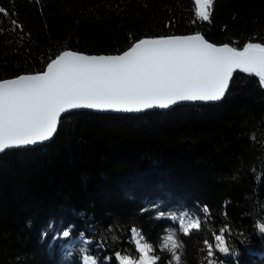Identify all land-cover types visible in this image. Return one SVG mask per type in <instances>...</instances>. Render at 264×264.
<instances>
[{
	"label": "trees",
	"instance_id": "trees-1",
	"mask_svg": "<svg viewBox=\"0 0 264 264\" xmlns=\"http://www.w3.org/2000/svg\"><path fill=\"white\" fill-rule=\"evenodd\" d=\"M0 7L9 12L0 14V80L42 72L65 50L119 54L141 38L264 42V0H216L211 24L196 20L193 0H0ZM12 19L21 26L15 32ZM230 85L218 103L72 112L49 143L0 156V264H81L84 252L120 264L116 252L138 255L132 227L157 264H175L164 247L170 234L182 245V264H264V88L240 72ZM182 213L201 217L202 230L185 236ZM69 224L71 236L59 237ZM80 232L91 243L74 241Z\"/></svg>",
	"mask_w": 264,
	"mask_h": 264
},
{
	"label": "snow or ice",
	"instance_id": "snow-or-ice-1",
	"mask_svg": "<svg viewBox=\"0 0 264 264\" xmlns=\"http://www.w3.org/2000/svg\"><path fill=\"white\" fill-rule=\"evenodd\" d=\"M193 2L196 20L211 24L216 0ZM0 14L9 16L4 7H0ZM20 27L15 19L11 20V31ZM45 69L0 80V156L51 141L62 116L75 110L143 113L184 102H220L229 93L237 71L258 78L264 88V42H247L240 49L229 44L217 46L200 33L141 38L122 54L64 51L49 59ZM251 139L256 140L255 134ZM203 210L208 211L207 206ZM184 215L186 218L180 219V226L185 236L202 230L201 217ZM74 228V224H69L58 236L69 238ZM259 230L264 232V225ZM131 233L140 255L132 259L116 252L120 264H157L160 257L149 255L153 248L142 242L140 230L132 227ZM79 235L83 240L84 232ZM216 240L219 251L228 254L224 236L217 235ZM181 246L174 234L167 237L164 247L172 253L175 264H182L177 254ZM211 248L209 245L210 252ZM86 260L98 264L96 258Z\"/></svg>",
	"mask_w": 264,
	"mask_h": 264
},
{
	"label": "water",
	"instance_id": "water-1",
	"mask_svg": "<svg viewBox=\"0 0 264 264\" xmlns=\"http://www.w3.org/2000/svg\"><path fill=\"white\" fill-rule=\"evenodd\" d=\"M194 34H196V33H194ZM187 35H192V34H187ZM176 36H186V35H176ZM165 37H170V36H165ZM149 38H159V37H149ZM210 42V41H209ZM212 43V42H211ZM217 46H223L224 44H221V45H218V44H216ZM230 45V44H229ZM230 46H232V45H230ZM240 49H242V48H240ZM127 50V49H126ZM125 50V51H126ZM65 51H73V50H65ZM64 52V51H63ZM63 52H61V53H63ZM73 52H77V51H73ZM124 52V51H123ZM123 52H121V53H119V54H122ZM60 53V54H61ZM77 53H81V54H86V53H83V52H77ZM87 55H96V54H87ZM98 55H115V54H98ZM44 70H46V69H44ZM43 70V71H44ZM237 72H239V71H237ZM32 74H34V73H32ZM235 74V73H234ZM234 74H233V76H234ZM246 74V73H245ZM248 75V74H247ZM19 76V75H18ZM18 76H16V77H18ZM249 76V75H248ZM251 77V76H250ZM13 78H15V77H13ZM254 78H256V77H254ZM10 79V78H9ZM256 79H258V78H256ZM214 103H218V102H214ZM203 104H210V103H202V102H184V103H180V104H178V105H174V106H172L171 108H169V109H172L173 107H175V106H180V105H203ZM169 109H152V110H148V111H166V110H169ZM78 111H87V112H92V113H102V114H139V113H114V112H97V111H94V110H75V111H73V112H78ZM144 113V112H143ZM65 115H68V114H64L63 116H65ZM62 116V117H63ZM50 142V141H49ZM49 142H46V143H49ZM46 143H44V144H46ZM29 148V147H28ZM23 149V148H22Z\"/></svg>",
	"mask_w": 264,
	"mask_h": 264
},
{
	"label": "rangeland",
	"instance_id": "rangeland-1",
	"mask_svg": "<svg viewBox=\"0 0 264 264\" xmlns=\"http://www.w3.org/2000/svg\"><path fill=\"white\" fill-rule=\"evenodd\" d=\"M185 213H182L181 216H180V219L181 218H186ZM189 217H192L193 215H190L189 213H187ZM179 226H180V220H179ZM181 227V226H180ZM133 240V239H132ZM74 241H80V243H86V239H81L80 237L75 239ZM142 242H145L144 240ZM134 243V242H133ZM135 245V244H134ZM136 247V246H135ZM138 252V251H137ZM140 253L138 252V255H137V258L139 257ZM149 255H154L153 252L149 253ZM88 257H92L91 255H88L87 253H82V258H81V264H91V260H86V258ZM135 258V259H137ZM160 262V260L158 261V263Z\"/></svg>",
	"mask_w": 264,
	"mask_h": 264
},
{
	"label": "bare ground",
	"instance_id": "bare-ground-1",
	"mask_svg": "<svg viewBox=\"0 0 264 264\" xmlns=\"http://www.w3.org/2000/svg\"><path fill=\"white\" fill-rule=\"evenodd\" d=\"M231 86V85H230ZM89 113V112H88Z\"/></svg>",
	"mask_w": 264,
	"mask_h": 264
}]
</instances>
